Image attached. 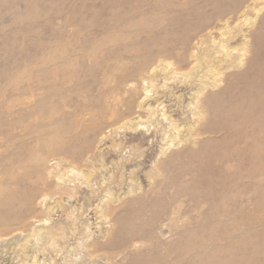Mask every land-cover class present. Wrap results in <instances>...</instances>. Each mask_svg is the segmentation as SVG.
Returning <instances> with one entry per match:
<instances>
[{
    "label": "rangeland",
    "instance_id": "rangeland-1",
    "mask_svg": "<svg viewBox=\"0 0 264 264\" xmlns=\"http://www.w3.org/2000/svg\"><path fill=\"white\" fill-rule=\"evenodd\" d=\"M262 4L0 0V264H264V8L218 86L182 74L209 30ZM210 44L196 51L225 59ZM157 104L172 121L126 128Z\"/></svg>",
    "mask_w": 264,
    "mask_h": 264
},
{
    "label": "bare ground",
    "instance_id": "bare-ground-1",
    "mask_svg": "<svg viewBox=\"0 0 264 264\" xmlns=\"http://www.w3.org/2000/svg\"><path fill=\"white\" fill-rule=\"evenodd\" d=\"M263 8H264V4L260 5L259 7L245 6V8H243L241 10L240 15L238 16V19L236 21L234 20L235 23H233V25L230 24L229 19H226L223 22H221L220 24H218V26L214 27L215 35H213V36L210 35L211 30H209L205 37L200 38L199 41H197L195 43L196 48L198 46H201L204 43L207 45H208V43H211V44H213V50H214L213 53H220V50L225 51V59L219 58L218 56L214 57L211 55L202 54L200 51H196L197 49L194 48L195 50L194 49L191 50V53H190V57L194 58V62L191 64V67L187 71L182 73V74H184L183 76H187V75L191 74V72L195 68H200L201 66H204V67H206V73H208V74L203 80L202 88H205L207 86L216 87L219 85V83L221 81L223 68H225L224 65L227 64V61L230 60L229 64L227 65V68L232 67L231 61L233 59L235 62L234 66L236 68L241 67L244 64L243 60L246 57V52L248 51V47H249V40L247 37H245V31L243 32L242 30L252 26V24L254 23V20L256 18V15L259 14ZM247 11H252V13L254 15L252 14L253 16H249V14H247ZM240 37H242V38L239 42L237 41L238 42L237 43L236 40ZM160 65L163 67V69L161 67H159V65H158V66H155L152 68L151 73L155 74L158 70L166 71L167 66H171V63L165 62V63H162ZM175 73L176 72H174L173 74H175ZM167 78H170V77H167ZM153 86H154V84L151 81L149 88L153 87ZM149 92H150L149 89H145V95L143 97L142 103L144 102L145 99H147L149 96H151L149 94ZM200 94H202V92H200ZM194 102H196V100ZM159 105L160 104H157L156 106H148L147 107L148 118H146V119L139 117V115H135L134 117L126 120V122H125L126 128H128L130 131H134V130H145V131H147L149 128V127L147 128V125H148L147 123H149L150 118H154V117H155L154 120L157 121L156 123H159V121H162V120L172 121V120H170L171 119L170 114H167L165 112L166 110H163V112L158 111L160 109V108L158 109ZM162 108L163 107H161V110H162ZM157 113H159V114H157ZM160 115H161V117H158ZM171 125H173L172 129L175 131L174 133L176 135L173 138L166 139V140L171 141L169 143H164L168 146L172 145L173 141L179 142L181 140L180 139V136H181L180 127L175 122L171 123ZM163 137H164V135H163ZM163 139H165V138H163ZM62 174H65V172H63ZM84 182L86 183V185H89L90 181H89L88 176H85ZM45 200H46V197L43 196L42 201H45ZM45 209L47 212L46 218L41 220L38 224L40 226H43L44 228L51 225V223H49L51 220L50 215H53L56 211H59V209H62V203L56 201V202H54V204L46 206ZM67 217H69V215H67ZM99 217H101L103 219L107 218L106 216H104L102 214L99 215ZM81 225H82V228H81V231L79 233L81 234L82 237H77V240H76V245H78V246L83 244V239L89 235V232H91L90 228L88 227L86 222L82 223ZM64 228H65V226L63 224L60 227H56V229H60V230H63ZM67 229H69V228L66 227L65 230L67 231ZM41 234H42L41 229H37V230H34L31 237L34 238V241L38 242V239H40ZM52 236H53V231L52 232L49 231V238L47 239V242L50 241ZM27 242L28 241L26 240V243ZM51 245H52V243H49L46 247H49ZM90 255H92V254H90ZM22 264H38V260L36 259V257H33L32 261L26 262V257H25L23 259Z\"/></svg>",
    "mask_w": 264,
    "mask_h": 264
}]
</instances>
